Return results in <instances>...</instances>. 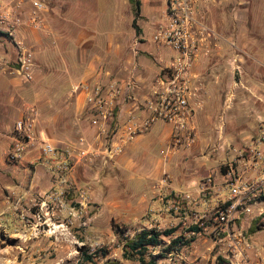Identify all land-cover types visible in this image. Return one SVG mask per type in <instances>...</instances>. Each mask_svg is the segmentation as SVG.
I'll use <instances>...</instances> for the list:
<instances>
[{"label": "crops", "instance_id": "0c3cea01", "mask_svg": "<svg viewBox=\"0 0 264 264\" xmlns=\"http://www.w3.org/2000/svg\"><path fill=\"white\" fill-rule=\"evenodd\" d=\"M83 1L86 0H71L72 11L70 13L63 12L59 17H53L47 11L48 26L51 28L49 35L47 32L28 26L23 27L19 32L24 43L32 47L37 69L41 64L44 65V70L46 69V62L51 57L46 56L44 51L49 46L63 50L67 47L68 41L71 40L77 44L74 48L75 51L91 52L88 56L87 53L84 56L81 55V59H77L78 53L75 52L69 55L72 59L71 62L65 61L66 58H64L67 64L68 77V85L64 90L59 87L62 82L59 77L44 78L42 79L43 83L37 74L38 71L29 89H19V85H16L14 79L0 76V83L1 78H3L6 84L4 89L6 101L2 105L3 108L0 109V114L4 117L5 129L12 126L14 128L16 120L22 115V106L20 107L18 103L22 100L21 98L30 96L35 98L40 105L36 143L30 145L26 156L19 163H11L5 157L0 162V170L7 171V179H2L6 187L16 188L18 185L27 191L34 192L36 190L43 191L51 184L52 174L38 160L43 139L59 145L76 143L78 138L84 135L89 143L97 148L104 145L106 138L99 134L98 127L90 123V113L85 104V94L81 91L73 92L72 90L76 83L109 81L114 77L128 78L130 75H134L138 84L133 91L134 98L126 94L128 97L123 100L119 107V119L123 121L131 112L136 111L137 100L143 101L147 97L161 71V66L168 63L175 55L174 51L166 55L165 51L162 50L163 46L155 45L153 47L149 45L146 39V34L152 33L153 35L161 18V13L166 7L163 0H140L139 32L127 25L129 18L127 9L128 6H131L129 0L110 1L109 7H114L117 10L122 9L123 12H120V16L118 13L114 14L112 28L107 34H100L102 32L97 31L98 22L90 23L91 17H89L88 12H94L95 7L97 9V5L92 7L91 2L95 3L97 0H87L90 7L83 6L84 11L80 13L75 3ZM70 8L68 6V9ZM198 9L199 14L204 18V22L213 30V34L203 42L201 52L192 67L195 82L200 84L199 98L202 101V106L197 111L196 142L190 147L191 149L183 151L187 161L191 157L190 151L197 152L196 149L205 145L206 135L216 136L219 144L220 142L224 144L250 141L257 136L260 122L264 120V0H205L199 2ZM133 20L134 14L132 15V22ZM91 29H93L92 35L84 37V33L91 31ZM47 42H50L51 45ZM12 52V56L15 58L16 49L9 50L5 47V56ZM3 60L4 57L0 59L1 67L4 65L2 64ZM51 67L50 70L55 68L54 66ZM38 82L42 85L46 84V87H39ZM239 107H242V110ZM228 109L231 114L227 124L224 122L223 115ZM11 117H15L13 121ZM219 117H222V121ZM240 119L243 121L239 124ZM157 132L162 142L168 143L172 127L166 122H157L151 130L138 135L127 143L124 151L117 156L114 163L104 165L100 160H96L90 163H79L76 166L75 175L78 178L83 181L95 178L91 180L94 188L92 191L93 198L103 199L102 195L100 193L96 195L95 191L98 183L105 185L104 194L111 196L108 202L112 208L110 225H113L115 221L126 224H132L135 220L142 222L141 218L146 210L153 206L152 199L155 188L152 197L145 192L136 202H132L128 197L130 194H134V190L131 189L130 193L127 186L130 187V181H133L138 186L144 187L145 185L146 188L147 183L150 182L154 187V183L162 176L163 172L169 170V168L165 169L158 176L152 171L144 176L140 175L142 176L141 179H138L135 174L137 172L134 170L135 165L130 156L131 153L136 152L140 141L146 137L155 136ZM198 151L202 154V160H213L212 154L208 150L204 152L200 148ZM212 165L205 167V163H201L200 167L193 166L186 171L181 169L174 176L181 177L182 181L174 183V187L185 188V179L192 178L194 180L197 171L207 172ZM192 180H187L188 184ZM151 201L152 204H150ZM142 228L140 227L137 231L142 230ZM204 239L203 245L198 251L193 244L186 257L175 259L173 264H180L183 260L190 264H202L211 258L215 252L214 242L210 238ZM168 240L163 236L162 243L150 245L145 258L150 260L152 257H157L158 264L168 260L167 250H165ZM133 256L138 257L140 264L139 255ZM200 256L201 260L195 262V259Z\"/></svg>", "mask_w": 264, "mask_h": 264}, {"label": "built area", "instance_id": "2783aa9c", "mask_svg": "<svg viewBox=\"0 0 264 264\" xmlns=\"http://www.w3.org/2000/svg\"><path fill=\"white\" fill-rule=\"evenodd\" d=\"M200 1L205 0H167L153 40L170 47L175 55L161 66L147 97L137 100L136 111L125 120L119 119V107L128 96L134 98L133 91L138 86L134 75L73 86L74 92L85 94L90 123L98 127L106 141L97 148L84 135L76 143L59 145L43 139L38 160L52 174L53 185L46 192L48 199L66 206L65 196L72 188L78 190L80 208H71L74 217L85 210L89 200L88 187H80L75 176L79 163H114L127 143L159 121L172 127L167 147L161 151L165 156L195 144L197 111L202 101L192 67L203 42L213 34L199 14ZM46 13L44 0H0V43L5 45L8 41L18 50L15 70L27 81L34 78V53L18 35L25 26L47 32ZM38 119L37 106L26 105L14 124L12 143L5 153L9 162L22 161L30 145L36 143ZM213 149L227 154L224 170L216 176L208 174L194 179L185 188L174 187L172 175L165 170L154 184L156 203L143 216L146 225L142 229L161 233L171 230L168 235L162 234L169 239L167 246L179 239L173 249L166 251L171 263L186 257L195 240L203 237L214 242V251L224 264H264V225L261 228L258 224L264 216V120L257 136L250 141L216 144Z\"/></svg>", "mask_w": 264, "mask_h": 264}, {"label": "rangeland", "instance_id": "374dc122", "mask_svg": "<svg viewBox=\"0 0 264 264\" xmlns=\"http://www.w3.org/2000/svg\"><path fill=\"white\" fill-rule=\"evenodd\" d=\"M44 1L47 5V11L50 12L53 17H59L61 14H63V12L70 13L72 11V3H70L71 0ZM110 1L112 0H97L95 3L91 2L92 7L93 5H97V9L95 7L94 12H88L89 17H91L90 23L95 24L98 22L96 27L98 32H102L100 34H107L112 28L114 14L118 13L120 16V12H123L122 9H120V11L119 9H114V7H109ZM75 4L78 6L80 13L84 11V8H82L83 6L86 8L90 7V4L87 0ZM163 4L166 5L167 0H163ZM68 6L71 8L68 9ZM127 14L129 17L127 22L128 27L137 32V29L132 22L133 14L131 12V6H128ZM137 25L139 27L138 21ZM92 30L93 29H91L89 32L87 31V33H84V37L92 35ZM47 34H51V28L49 26ZM18 38H20L19 35ZM49 38L51 39V37ZM146 39L149 45L153 47L155 45H159L153 40L152 33L146 34ZM48 44L51 45L50 42ZM66 46L67 47L63 50H59V48L55 46H49L44 51L46 56L51 57V59L49 61L47 60L46 62V69L44 70V65L42 64L38 66V69L35 65L34 78L31 81H27L18 71L15 70L18 67V64L12 56L13 52L8 56H5L4 54L5 47L10 50L13 49V46L8 41H6L4 46L0 43V59L4 57L2 62V64H4L2 65L3 67L0 65V76L3 78L7 76L11 79H14L16 81V85H19V89H29L30 85H32L34 82L36 78L35 74L38 71L37 74L39 75L41 81L42 79H46L48 77H59L62 81L59 87L64 90V88H66L68 85V77L66 72L67 64L65 61H72L71 56L69 55L77 52V59H81V55L84 56V54L87 53L86 55L88 56L91 54L90 51H75L74 48L77 46V44L71 40L68 41ZM162 50L165 51L166 55L173 53V50L168 47L163 46ZM16 52L18 53L17 49ZM101 52L104 53L103 51ZM64 58H66L65 61ZM51 66H54L55 68L50 70V68H52ZM48 69L50 71H47L48 73L45 72ZM43 72L45 73L43 74ZM3 78H1L2 80L0 83V109L3 108L2 105L6 101L4 94L6 84ZM42 82L44 83V81ZM38 86L45 88L46 84L42 85V83L38 82ZM21 99L22 100H20L18 103L20 104V107L22 106V111L28 104L36 105L40 110V105L38 102H36L35 98L28 96L27 98L25 97ZM239 109L242 110V107H239ZM230 114L231 111L228 109L223 115L224 122H227V124L230 119ZM3 118V115L0 114V162L4 160V157L6 158L5 153L12 143L11 134L13 129V126L11 128L8 127V129H5L6 127L3 124ZM14 118L15 117H11L12 121ZM219 118L222 121V117ZM242 121L243 120L240 119L239 124ZM205 137V145H202V147L196 149L197 152L190 151L189 155H191V157L188 159V161L185 160L186 154H183V151L174 155L171 154L165 156L161 151L162 149H166L167 143L162 142L158 132L155 136L150 138L146 137L143 141L138 143L136 152L131 153L130 155L135 165L134 170L137 172L135 173L137 178L141 179L142 176L140 175L144 176L145 174H149L152 171L156 176H158L159 174H162V171L169 168L168 171L173 177L172 184H174L178 181H182L181 177L177 178V176H174L175 173L177 175V172L181 169L186 171L187 169L193 168V166L200 167L201 163H205V167H208L211 164L213 165L207 172L197 171V175L194 177V179H200L208 174H214L215 176L219 175L220 171L224 170L225 164L229 158L227 154L225 155L224 151L221 149H213L214 145L219 144L216 136L213 137L212 135H206ZM232 143L241 144L243 141ZM222 144L223 143L220 142V145ZM200 148L204 152L208 150L212 154L213 160H202V154H200V151H198ZM169 158L170 161L168 160ZM84 162L86 161L81 163ZM2 179H7V171L4 169L2 171L0 170V264H104L109 260L114 261L115 264H139L138 257L124 255L123 246L125 243V237L133 235L140 227H143L146 224L143 223V220L142 222L135 220L132 224H126L124 222L114 220L115 222H113V225H110L109 222L112 217V208L108 202L111 199V196H106L104 194L105 185L98 183L95 194L97 195L100 193L103 199L93 198L94 195L92 191L94 188L92 187L91 180H94L95 178L88 181H83L81 178L76 176L80 187H88L89 196V200L87 201L88 205L78 217H74L72 215L71 209L72 207L75 209L80 208V204L78 203L80 194L76 188H72L70 193L65 196L66 206H63L60 201L50 200L46 196V192L53 185V181L43 191L36 190L34 192H30L18 185L16 188L6 187V184H4ZM187 180L190 181L192 178L185 179L186 187L188 185ZM127 188L130 189V193L131 189L134 190V194H130L128 197V199L132 202H136L138 198H141L145 194V192L151 197L152 193L154 192V187L150 182L147 183L146 188L145 185L144 187L138 186L137 183L130 181V187L127 186ZM152 200L155 204V193ZM150 204H152V201ZM149 208L146 211H148ZM143 216L141 219H143ZM138 219L140 218L138 217ZM258 224H260L259 227L262 228V225H264V216L258 219ZM204 240L205 239L203 237L195 240L194 248L197 251L202 247V242ZM85 253L92 255V262L84 260ZM200 260L201 256L196 258L195 262H199ZM219 263L220 258L214 252L211 258L207 259L202 264ZM162 264L173 263H171L169 260H165ZM180 264L190 263L183 260L180 262Z\"/></svg>", "mask_w": 264, "mask_h": 264}, {"label": "trees", "instance_id": "16d2710c", "mask_svg": "<svg viewBox=\"0 0 264 264\" xmlns=\"http://www.w3.org/2000/svg\"><path fill=\"white\" fill-rule=\"evenodd\" d=\"M132 8V12L134 14V20L133 25L136 27L137 32L140 31V28L137 25V21L140 18L141 15V1L140 0H129ZM255 227H253L254 230ZM172 231L167 230L165 233H161L159 231H156L155 229H148L144 228L140 231H137L132 237L127 236L125 237V243H124V255L130 256V255H139L140 264H158L157 257H152L150 260H147L145 258V254L147 253L148 247L150 245H158L163 242L162 234L168 235ZM179 242V239H174L171 243V245L167 246L165 250L170 251L173 249V247ZM84 260L91 261L93 260V257L89 253H85ZM104 264H115L114 261H107ZM224 264L223 259L220 258V263Z\"/></svg>", "mask_w": 264, "mask_h": 264}]
</instances>
